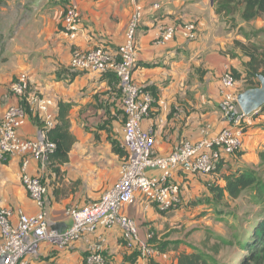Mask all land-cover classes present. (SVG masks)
<instances>
[{"label": "crops", "instance_id": "obj_1", "mask_svg": "<svg viewBox=\"0 0 264 264\" xmlns=\"http://www.w3.org/2000/svg\"><path fill=\"white\" fill-rule=\"evenodd\" d=\"M73 2L82 16L74 38L59 27L64 7L57 5L52 12L39 11L32 15L30 11L28 18L21 15L17 21L14 20L13 45L0 50V118L10 105L17 104V99L9 93V87L21 74L29 75L33 91L55 102L56 114L61 102L74 103L69 119L76 143L70 151L69 163L61 168L62 174L57 177L48 168L42 169L34 160L28 168L31 175H42L48 185L50 220L56 229H66L72 224L66 215L68 207L83 206L99 199L119 180L123 160L114 154L106 131L99 130L107 117H115L112 124L115 139L121 143L125 116L121 114L122 94L120 92L119 96V87L102 81L103 74L97 72H79L72 77L69 65L73 50H91L107 44L117 48L125 40L134 7L141 4L148 9L138 33V61L134 78L144 88L155 86L160 90L159 108L153 110L155 115L146 119L143 127L153 131L156 153L162 156L172 153L182 140L198 142L208 135L219 133L226 126L219 109L221 78L232 67L243 72L241 62L248 61L234 47V41H240L241 36L230 31L216 14L215 0ZM153 5H160L161 8L151 10ZM190 22H196L198 26V37L194 40L185 38L182 27ZM255 22L264 24L259 19L242 22L240 27L248 30ZM163 24L179 26L176 37L166 45L158 43L159 27ZM231 54L235 57L232 58ZM146 65L154 66L148 68ZM238 89L237 92L242 93L243 89ZM247 123L242 151L237 156H226L218 173L191 175L179 171L175 175L183 198L196 201L193 205L196 208H191V211L197 212L202 204L203 208L213 205L208 200L196 206L203 196L211 197L208 184L216 183L223 187V174L253 168L260 163L259 153L264 150V111L251 115ZM39 133V128L31 120L20 131L24 139H35ZM158 174L150 172V175ZM0 206L14 211L15 223L18 220L17 211L27 215H36L40 211L21 183L20 157H14L7 163L0 162ZM208 211L203 212L206 214ZM178 212L187 214L183 209ZM124 213L137 221L142 240L153 234L156 243L151 242V246H165L167 249L163 253L157 251L150 261L140 257L135 264H151V261L155 264L178 263L183 246L175 247L182 241H174L168 236L161 238L171 232L166 225L169 213H160L142 197L134 205L126 207ZM124 241L125 234L119 227L100 228L95 235L69 248L43 243L32 264H85L86 255L99 248L104 254L112 256V264H130L125 259L133 252L126 250Z\"/></svg>", "mask_w": 264, "mask_h": 264}, {"label": "built area", "instance_id": "obj_2", "mask_svg": "<svg viewBox=\"0 0 264 264\" xmlns=\"http://www.w3.org/2000/svg\"><path fill=\"white\" fill-rule=\"evenodd\" d=\"M152 9L158 10L159 5H154ZM147 11L141 4L134 7L125 40L116 50L104 45L91 50L75 49L72 53L69 65L72 72L116 74L125 116L121 147L126 155L122 160L119 180L99 199L67 208L66 215L72 224L66 229L54 228L50 220L49 190L43 176H33L28 172L32 160L39 163L42 169L47 168L49 157L55 150V144L47 139L45 132L56 124L55 102L33 91L27 74H21L11 83L9 93L17 99V104L10 105L0 118V162L21 158V183L40 211L36 215L17 211L18 220L15 223L14 211L0 206V264H32L45 242L69 248L95 235L100 228L116 227L125 234L127 251H137L142 258L151 259L158 253L150 247L152 235L142 240L137 221L126 215L124 209L142 197L159 211L175 210L183 203L182 189L175 180L179 171L191 175H211L222 159L242 151L247 120L251 116H246L240 109L237 83L232 73L227 71L220 81L219 104L226 126L219 133L208 135L198 142L182 140L168 155L156 153L155 135L152 130L143 127V122L150 118L153 111L154 101L134 78L138 61V33ZM80 24V11L73 2L63 14L61 27L74 38ZM177 31L173 24L161 25L158 43L166 45L176 37ZM184 35L188 40L196 39V24L185 26ZM27 107L45 127L35 139H24L20 134L29 121ZM150 172L159 174L150 175ZM108 263L100 248L85 257V264Z\"/></svg>", "mask_w": 264, "mask_h": 264}, {"label": "trees", "instance_id": "obj_3", "mask_svg": "<svg viewBox=\"0 0 264 264\" xmlns=\"http://www.w3.org/2000/svg\"><path fill=\"white\" fill-rule=\"evenodd\" d=\"M216 2V14L220 17L222 22H227L228 18L234 20L236 15L240 17L242 22L250 23L259 19L264 18V0H215ZM73 0H63V3L59 6L64 7V13L68 6L72 5ZM239 35H242L248 44H245L241 41L235 40L234 47L249 59L246 62L245 69L243 72H239L236 69L230 71L235 79L236 83L240 82L244 86L243 91L254 89L260 86L258 81V75H264V45L262 44H249L252 38L250 33L244 27H238ZM263 32L264 31H260ZM106 47H111L116 50L110 44H107ZM74 51V50H73ZM73 53V52H72ZM154 65H146L148 68H152ZM70 70V68H69ZM72 72V71H71ZM76 72L71 73L72 77L76 76ZM17 78L14 80L16 81ZM101 80L107 82L110 86L119 87V81L115 73L107 72L104 73L101 77ZM13 81V82H14ZM120 96V88L117 90ZM145 92H148L152 95L153 98V110L159 108L160 100V90L155 86L146 87ZM122 94V93H121ZM24 105L23 102H21ZM74 106L73 102L64 103L61 102L58 107L56 114V124L49 129H46L47 139L55 144V150L49 157L47 168L51 173L56 174L59 177L62 174L61 168L69 163V154L76 143V138L72 135L70 128L71 123L69 119V114L72 111ZM29 120H31L40 131L44 130V124L37 115H34L27 107ZM120 113V112H119ZM121 114L124 115L123 110ZM120 115V114H119ZM155 115V112H151V115ZM115 117H107L103 121V125L99 126V130H104L110 137V142L114 154L120 158H124L126 153L121 147V143L115 139V133L113 129V120ZM125 124V123H124ZM88 128V127H87ZM96 138L98 136L96 135ZM261 170H255L251 168L239 169L237 171H229L227 174L222 175L224 180V186L214 184H208V190L215 196L217 201L225 199L228 196L231 200H238L243 193L247 191L255 192L256 194H261L264 198V150L259 153ZM223 159L217 165L216 169L212 174L218 173L222 166H224ZM45 182V180H44ZM264 201V199H263ZM215 204V203H214ZM156 243V239H152L150 243ZM209 238H206L202 244L207 245ZM124 241V246H126ZM183 245L182 242H178L177 247L179 248ZM241 245L244 250L250 252L247 261L243 264H248L249 261H253L254 264H264V220L259 223L256 227H252L251 232H247L246 237L241 241ZM159 252H166L167 249L165 246H155L154 247ZM174 248V249H175ZM189 247L183 248V251L178 256L177 264H220L214 258L219 256L222 251L221 247L214 245L213 250L215 256L210 257L204 251L197 247H192V252L188 250ZM176 250V249H175ZM108 258V262L112 264L113 258L105 254ZM141 257L140 253L134 251L130 256L126 257V263L135 264L137 260ZM108 263V264H109ZM151 264H155L151 261Z\"/></svg>", "mask_w": 264, "mask_h": 264}, {"label": "rangeland", "instance_id": "obj_4", "mask_svg": "<svg viewBox=\"0 0 264 264\" xmlns=\"http://www.w3.org/2000/svg\"><path fill=\"white\" fill-rule=\"evenodd\" d=\"M61 3H63V0H0V50L2 51L3 47H11L13 45L11 37L13 36L12 30L14 27V20L17 21L21 17V15H26V17L28 18L31 13L33 15L34 13L36 14L39 11L43 13L52 12V10H56V6ZM160 8L161 6L159 5V9ZM30 11L32 12L29 13ZM80 19L82 20L81 12ZM231 19L232 18L227 19L226 25L230 28V31L239 33L238 27L242 23V20L238 15H236V18L234 20ZM260 20L263 22L264 18ZM192 23H195L197 26L196 22H190L184 24L182 27H185ZM260 23L261 22H255L247 30L252 38L249 44L264 45V33L260 32L264 31V24L261 25ZM175 26L177 28L179 27L176 24ZM59 27H61V21L59 23ZM240 36V41L248 44L246 39L242 35ZM238 51L240 52V50ZM1 53L2 52H0V54ZM241 56L242 58H247L243 54H241ZM231 57L233 58L235 57V55L231 54ZM241 64L242 69H245L246 62L242 61ZM79 72L89 71H78L76 73ZM237 85H239L237 86V88L239 87V89L241 90L244 88L241 83ZM237 155H239V153ZM10 159L7 162H9ZM261 165L262 164L259 163L256 167L248 168L261 170ZM263 199L264 198L261 194H256L252 191L243 193L242 196L235 201L231 200L228 196H226L223 200L217 201L215 199V196L211 194V197L203 196L201 200H199V202L196 204V206H198L199 203H206L208 202V200H211L213 205H211V207L209 206L207 208H203L204 204H202L203 206L201 205L200 210L197 209V212H193L190 209L196 208L195 206L193 207L196 201H192L191 199L185 200L183 198V203L175 210L164 212L158 210L160 213H169V221H167L166 225H169L171 231L166 236L164 235L161 238L163 239L168 236L171 237L174 241L181 240L183 243V248L187 249V247H189L188 250L192 252L193 249L191 248V246L197 247L204 251L210 257L215 256L213 247L214 245H218V247L222 248V251L220 252L219 256L214 257L217 262H219L220 264H243L245 263V261H247L250 252L244 250L241 245V241H243V239L246 237L247 232L249 233L252 231V227H256L264 220ZM181 209L186 210L187 214L191 212V215H187L184 212H178ZM206 209H209V211L204 214ZM199 214H202L204 216L202 217ZM187 220L189 222H187ZM149 235H152L153 237V234ZM206 238H209V242L207 243V245H203L202 242ZM150 247L154 249V247L151 246V243ZM145 259H148V261H150V258ZM248 264L254 263L253 261H249Z\"/></svg>", "mask_w": 264, "mask_h": 264}, {"label": "water", "instance_id": "obj_5", "mask_svg": "<svg viewBox=\"0 0 264 264\" xmlns=\"http://www.w3.org/2000/svg\"><path fill=\"white\" fill-rule=\"evenodd\" d=\"M260 86L239 93L237 102L246 116H251L264 108V75H258ZM56 228V227H54Z\"/></svg>", "mask_w": 264, "mask_h": 264}]
</instances>
